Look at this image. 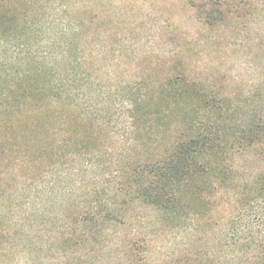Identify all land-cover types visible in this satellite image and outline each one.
<instances>
[{
    "label": "rangeland",
    "instance_id": "1",
    "mask_svg": "<svg viewBox=\"0 0 264 264\" xmlns=\"http://www.w3.org/2000/svg\"><path fill=\"white\" fill-rule=\"evenodd\" d=\"M81 3L86 11H71L74 17L87 12L83 18L88 20L82 40H77L76 96L82 103V86L87 85L91 105L111 106V122H106L107 110L98 113L103 121L90 131L91 138L75 129L73 145L68 146H64L65 130L47 133L55 150L50 157L48 149L38 165L29 160L42 148L40 141H48L46 135L22 137L26 147L3 143L0 264L9 258L15 264H186L188 259L201 264L206 258L222 262L237 257L236 250L221 247L227 231L220 227L225 214L218 200L207 218L191 221L167 215L166 219L137 201L121 204L126 186L119 165L150 159L161 144L155 138L165 133L161 127L131 133L126 116L115 106L123 91L141 87L140 92H146L182 70L208 96L224 100L231 126L264 117V0ZM209 17L216 20L213 25L206 24ZM190 61H202L211 70H189ZM220 68H226L227 74ZM86 75L84 85L80 79ZM172 115L173 131L194 117L193 113ZM99 211L114 220L96 226L99 241L80 245L79 236L87 228L77 222V215Z\"/></svg>",
    "mask_w": 264,
    "mask_h": 264
},
{
    "label": "trees",
    "instance_id": "2",
    "mask_svg": "<svg viewBox=\"0 0 264 264\" xmlns=\"http://www.w3.org/2000/svg\"><path fill=\"white\" fill-rule=\"evenodd\" d=\"M80 1L0 0L1 159L4 142L26 147L20 140L27 135L65 130L64 146H68L73 145L70 140L77 129L88 140L101 119L98 113L110 112L108 104H90L87 85L82 86L86 90L82 103L76 96V48L88 25L83 18L87 12L73 16L87 10ZM209 18L206 24L213 25L216 20ZM181 71L146 92L141 93V87L123 91L122 101L115 106L126 116L131 133L160 127L165 133L155 138L161 144L149 154L150 159L119 165L126 186L121 204L137 201L166 219L191 221L207 218L218 200L225 214L220 227L227 231L221 247L236 250L237 257L222 262L206 258L201 264H264V117L231 126L224 100L208 96ZM81 81L87 84V75ZM179 112L194 117L173 131L170 118ZM109 115L106 122H111ZM46 139L40 141L37 155L27 159L33 165L46 158L48 149L53 157L55 141ZM102 214L77 215V222L87 228L79 236L80 245L99 241L96 226L114 220ZM188 260L186 264H194Z\"/></svg>",
    "mask_w": 264,
    "mask_h": 264
},
{
    "label": "clouds",
    "instance_id": "3",
    "mask_svg": "<svg viewBox=\"0 0 264 264\" xmlns=\"http://www.w3.org/2000/svg\"><path fill=\"white\" fill-rule=\"evenodd\" d=\"M187 68L189 70L195 69L196 71H203V72H208L211 69L206 68L204 65V62L202 61H190L187 63ZM219 71L223 74H227L226 68H220ZM117 257H113V259H116ZM18 259V257H17ZM6 264H15V260L12 258H9V260L6 262Z\"/></svg>",
    "mask_w": 264,
    "mask_h": 264
}]
</instances>
